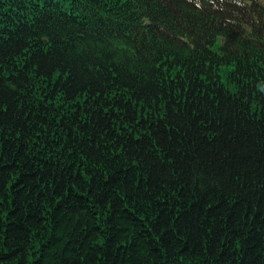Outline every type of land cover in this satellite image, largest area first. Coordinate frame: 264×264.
Masks as SVG:
<instances>
[{
    "label": "trees",
    "instance_id": "1",
    "mask_svg": "<svg viewBox=\"0 0 264 264\" xmlns=\"http://www.w3.org/2000/svg\"><path fill=\"white\" fill-rule=\"evenodd\" d=\"M0 264H264V0H0Z\"/></svg>",
    "mask_w": 264,
    "mask_h": 264
}]
</instances>
